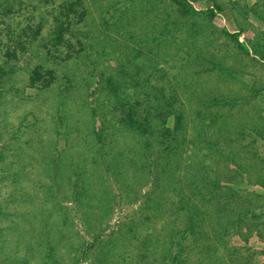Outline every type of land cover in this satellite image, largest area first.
<instances>
[{
	"label": "rangeland",
	"instance_id": "374dc122",
	"mask_svg": "<svg viewBox=\"0 0 264 264\" xmlns=\"http://www.w3.org/2000/svg\"><path fill=\"white\" fill-rule=\"evenodd\" d=\"M69 1L0 0V264H172V240L191 239H180L182 195L168 180L186 189L198 164L233 178L222 167L231 152L248 160L250 176L264 164V0H190L187 16L171 0H85L86 19H73L66 34L75 49L54 44L56 16ZM175 19L173 31L161 28ZM38 67L53 71L52 84L31 83ZM110 74L128 96L144 99L153 84L167 95L173 89L186 111L174 137L116 133L118 169L81 124L93 105L111 110L102 88ZM211 97L222 101L199 105ZM178 142L181 168L161 173ZM235 187L264 194L256 183ZM246 238L233 232L227 245L264 250L256 232ZM186 249L184 264L197 263L199 254Z\"/></svg>",
	"mask_w": 264,
	"mask_h": 264
},
{
	"label": "trees",
	"instance_id": "16d2710c",
	"mask_svg": "<svg viewBox=\"0 0 264 264\" xmlns=\"http://www.w3.org/2000/svg\"><path fill=\"white\" fill-rule=\"evenodd\" d=\"M171 1L175 11L181 13L182 16H187L195 11L190 0ZM62 7L55 19L54 44L62 45L65 43L68 49H75L74 44L66 37V34L71 31L73 19L77 17L79 22L86 19L88 9L85 0H71ZM210 13L213 16L215 10L211 9ZM178 21L175 19L172 26L163 25L161 28L166 27L169 29L170 27L168 31H173L181 23ZM120 23L121 18H118L116 24L119 25ZM30 30H32V27H30ZM40 30L41 26L38 27L36 33L33 32L32 37L34 39L40 34ZM231 35H234L243 52L249 54V50L239 41L240 35ZM78 43L83 46L82 49L85 48L86 44L84 41L78 39ZM15 45L23 48L25 43L17 39ZM9 54L17 55L16 51ZM68 54L67 57L72 56L71 53ZM163 76L164 74H162ZM54 78L51 69L44 70L42 67H38L33 71L31 83L36 85L41 82L48 86L52 84ZM102 88L106 90L108 97L113 100H110L112 106L108 102L112 107L111 110L107 111L101 106L93 105L90 107L88 119H84L81 124L84 125L86 133H89V137L97 138L99 146L102 148V155L109 156V161H114L112 164L115 169L121 167L118 160H120L122 152L118 154L110 152L113 149L110 148V143L111 138L119 131L122 133L127 132V134L138 133L145 135L151 133L155 135L161 129L160 136L167 138L169 136L174 137L178 133L181 134L184 129L186 111L184 107L180 106L182 102L179 101L180 98L175 90L171 89L172 91L167 95L166 86L153 84L149 86L150 90H147L144 99L138 96H128L123 89L124 83L116 79L114 74L104 78ZM221 101L213 97L208 99L200 98L199 105L207 106L211 102H215L217 105ZM105 106L107 107V105ZM108 115H110V119H108ZM171 117L174 118L172 128L167 126ZM109 126L113 127L111 128L113 131L109 132ZM117 126H119L118 131L116 129ZM95 142L91 143L93 147ZM181 147L182 142L170 146L169 153L171 155L172 152V160H170L171 156H168V160L163 163L161 173L174 175L181 168V160L174 161L180 155ZM209 147L214 148L213 146ZM133 149L137 150V147L134 146ZM139 153H141L140 150L138 151ZM237 154L236 152H231V158L234 160H223L224 165H222L223 170L225 169L230 174L232 173L233 178H229L227 174L222 172L212 177L208 168L198 164V169L190 170L187 173L186 189L178 187L181 179L168 180V182H171L173 189L177 192L180 191L182 195L177 204L179 206L176 212L183 223L180 239H191L189 244L186 245H183L180 240H172V245H177L172 250L169 249L171 252L173 250L177 251L172 257V264H184L187 258H185L186 256L182 257L181 254L183 252L189 254L190 250L186 248H190V246L199 254V261L195 264H258L255 261L257 254L261 253L264 256V250L256 252L250 248L244 253L240 249H233L227 245L228 237L233 232L246 236V241L252 233L256 232L264 242V210L259 208L264 205V194L235 187L236 184L243 181L249 184L256 183L264 187V164L259 162L257 166L259 168L255 169L253 176H250L251 166L246 163L248 160H235ZM230 164H233L235 168H231ZM231 183L234 184L231 185ZM163 185L165 187V189L163 187L164 191L167 192L170 188L169 185L166 183ZM78 187H82L80 179L77 180ZM170 189L172 190V188ZM153 199L159 204L160 199L156 198V195L153 196ZM222 248L226 250L227 253L225 254L230 256L226 261L222 258ZM261 264H264V261Z\"/></svg>",
	"mask_w": 264,
	"mask_h": 264
}]
</instances>
